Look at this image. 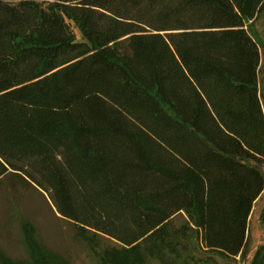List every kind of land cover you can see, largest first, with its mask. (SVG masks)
Wrapping results in <instances>:
<instances>
[{
	"label": "trees",
	"instance_id": "16d2710c",
	"mask_svg": "<svg viewBox=\"0 0 264 264\" xmlns=\"http://www.w3.org/2000/svg\"><path fill=\"white\" fill-rule=\"evenodd\" d=\"M262 17L264 0H0L9 202L46 193L99 264L167 262L187 238L179 215L208 251L243 257L264 193L261 47L245 24ZM15 215L28 258L0 247V264H70Z\"/></svg>",
	"mask_w": 264,
	"mask_h": 264
},
{
	"label": "rangeland",
	"instance_id": "374dc122",
	"mask_svg": "<svg viewBox=\"0 0 264 264\" xmlns=\"http://www.w3.org/2000/svg\"><path fill=\"white\" fill-rule=\"evenodd\" d=\"M245 26L261 47L259 89L264 108V17L255 22H246ZM75 31L81 40L80 32L77 28ZM11 194L9 186L4 184L0 187V247L11 259L28 258L19 220L15 215L18 214L34 225L39 239L48 249L70 264H99L86 243L78 237L75 226L60 218L46 193L29 189L17 204L9 202V197L13 196ZM251 213L249 246L243 257L228 258L220 252L208 251L204 247L203 233L196 225L195 217L179 215L174 219L173 227L177 230L189 224L186 229L187 238L181 242L177 252H168L167 262L155 258L149 264H253L257 253H264V193Z\"/></svg>",
	"mask_w": 264,
	"mask_h": 264
}]
</instances>
